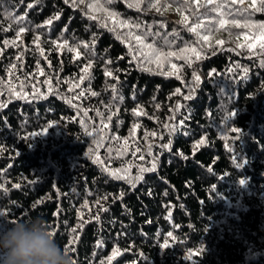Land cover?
Instances as JSON below:
<instances>
[{"label":"trees","instance_id":"obj_1","mask_svg":"<svg viewBox=\"0 0 264 264\" xmlns=\"http://www.w3.org/2000/svg\"><path fill=\"white\" fill-rule=\"evenodd\" d=\"M262 26L260 0H0V230L42 216L73 264H264Z\"/></svg>","mask_w":264,"mask_h":264},{"label":"clouds","instance_id":"obj_2","mask_svg":"<svg viewBox=\"0 0 264 264\" xmlns=\"http://www.w3.org/2000/svg\"><path fill=\"white\" fill-rule=\"evenodd\" d=\"M0 264H73L48 222L37 216L19 219L0 230Z\"/></svg>","mask_w":264,"mask_h":264},{"label":"snow or ice","instance_id":"obj_3","mask_svg":"<svg viewBox=\"0 0 264 264\" xmlns=\"http://www.w3.org/2000/svg\"><path fill=\"white\" fill-rule=\"evenodd\" d=\"M68 2H69V0H65V3H68ZM83 2H84V0H79V3H83ZM109 2H111V0H109ZM141 2H142V0H136V5H138V4L141 3ZM157 2H159V0H157ZM209 2H211V0H209ZM241 2H243V0H241ZM260 3H261V4H264V0H260ZM72 4H73V6H77V0H72ZM129 6L131 7V6H133V5H129ZM251 6H252V7H255V3H253V5H251ZM88 7H93V5H88ZM152 7H156V5H152ZM156 10H157V11H160L159 8H157ZM57 18H58V17H57ZM92 18L95 19V17H92ZM47 23H51V20L47 21ZM221 23H222V24H223V23H226V21H221ZM234 23H235V21H234ZM237 26H239V25H237ZM262 27H264V26H262ZM192 30L195 31V28H193ZM20 31H23V29H20ZM136 39L139 40L140 37L137 36ZM5 43H7V41H6ZM219 43H223V42L220 41ZM85 47H87V45H85ZM149 47H150V45H149ZM261 47H264V45H261ZM109 63H111V61H109ZM107 75L111 76L112 73H111V72H108ZM95 94H96V93H93V95H95ZM137 114H139V113H137ZM237 166L239 167V166H241V164H238ZM241 183H244V181H241ZM169 235H171V233H169ZM115 254H116V253L114 252L113 255H115Z\"/></svg>","mask_w":264,"mask_h":264}]
</instances>
